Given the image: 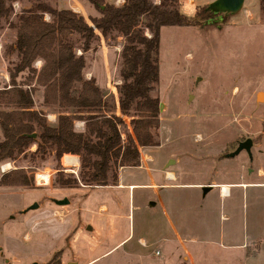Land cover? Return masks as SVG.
<instances>
[{
  "label": "rangeland",
  "instance_id": "obj_1",
  "mask_svg": "<svg viewBox=\"0 0 264 264\" xmlns=\"http://www.w3.org/2000/svg\"><path fill=\"white\" fill-rule=\"evenodd\" d=\"M215 1L179 0V12L194 18V25L160 30L159 82L151 94L162 105L159 146L142 148L139 167L121 170L125 189L118 182L63 187L55 182L57 170L79 182L77 160L33 158L35 146L0 164L10 166L4 174L24 169L32 177L29 187L0 186V264H264V0H244L235 16L206 10ZM38 2L86 21L99 17L87 0L13 3L9 22L0 20V76L16 62L9 51L15 31L8 23ZM197 11H205L204 19L194 17ZM122 43L100 38L84 55L85 78L115 103ZM33 101L42 111L41 89ZM124 122L123 139L131 134L129 118ZM80 124L74 123L76 131ZM246 139L252 142L250 158L245 151L228 158ZM41 172L50 179L37 186L34 174ZM159 172L172 173L173 186L196 187L160 190L158 206L154 190L162 184L128 190ZM202 187L213 189L202 195ZM62 200L68 204H57Z\"/></svg>",
  "mask_w": 264,
  "mask_h": 264
},
{
  "label": "trees",
  "instance_id": "obj_2",
  "mask_svg": "<svg viewBox=\"0 0 264 264\" xmlns=\"http://www.w3.org/2000/svg\"><path fill=\"white\" fill-rule=\"evenodd\" d=\"M17 1L0 0V20L9 22ZM108 1L87 0L99 14L88 21L71 10L38 2L8 23L15 31L9 51L16 62L7 71L8 86L0 87V164L25 156L35 146L31 156L40 160L49 155L57 162L65 155L78 157L79 182L64 178L58 169L55 182L61 186L106 187L117 182L119 169L139 167L140 148L159 146V101L151 94L159 82L160 30L189 27L195 20L179 12V0ZM203 12L194 17L204 19ZM100 38L123 41L116 103L93 78L84 76V55ZM38 89L43 92L41 106L57 113L54 125L35 110L33 94ZM124 118H129L131 134L123 139ZM75 122H82L83 130L76 131ZM32 133L35 140L27 138ZM31 184L24 169L0 176L3 187Z\"/></svg>",
  "mask_w": 264,
  "mask_h": 264
},
{
  "label": "crops",
  "instance_id": "obj_3",
  "mask_svg": "<svg viewBox=\"0 0 264 264\" xmlns=\"http://www.w3.org/2000/svg\"><path fill=\"white\" fill-rule=\"evenodd\" d=\"M37 64V67L35 66V68L36 69H39L40 68V66H41V63L40 62H37L36 63ZM1 78V80H3L4 81V83H6V84H4V85H6V86H8V84H9V76L7 75V73H5V74H2L1 76H0ZM86 79H90V76L88 75L87 77H86ZM3 85V86H4ZM2 86V87H3ZM101 89V88H100ZM42 94H43V92H42ZM41 104V103H40ZM40 107V110H42V111H45V110H48V112H45V114H46V119H47V122L50 124V125H54L55 123H56V120H57V113H56V111L55 110H53V109H51V108H45V107H43V106H39ZM35 110H38L36 107H35ZM81 126H80V131L81 130H83V123L82 124H80ZM142 148H140L139 149V153H140V150H141ZM64 157H66V155L64 156ZM64 157H63V159H64ZM72 158H75L76 160H77V164L79 163V160H78V157L77 156H71ZM137 168V167H136ZM122 169H128V168H121V169H119L118 170V172H117V182H118V184H119V186H120V188L119 189H125L127 186H125V185H123L122 183H120L119 182V175H120V172H121V170ZM8 172V171H7ZM159 177H155L154 179H151L150 181L151 182H149L148 184H146V183H144V184H133V185H128V190L130 191V190H133L134 188H142V189H152V188H154V186H157V184H162V185H160V186H158L157 187V190H154V191H157V206L160 204H162L163 203V201H162V199L158 196V192L161 190V191H164V190H172V189H174V188H177V187H183V188H190V187H196V185L194 184V185H181V186H173V185H171V183L172 182H174V181H176V177L172 174V173H167V177H164V174L163 173H161V172H159ZM116 182V183H117ZM115 183V184H116ZM114 184V185H115ZM111 186H113V184H111ZM156 188V187H155ZM212 187H211V189H210V191L209 192H211L212 191ZM153 190V189H152ZM208 192V193H209ZM207 193V194H208ZM206 194V195H207ZM222 196V195H221ZM223 197H227V196H223ZM156 205V204H155ZM156 206V207H157ZM104 207V206H103ZM100 211H101V209H100Z\"/></svg>",
  "mask_w": 264,
  "mask_h": 264
},
{
  "label": "water",
  "instance_id": "obj_4",
  "mask_svg": "<svg viewBox=\"0 0 264 264\" xmlns=\"http://www.w3.org/2000/svg\"><path fill=\"white\" fill-rule=\"evenodd\" d=\"M244 0H216L212 4L208 5L206 10H208L210 13L214 15H221V16H235L237 13H239L242 9ZM221 20V19H220ZM263 97L262 93H258L256 96L257 100H260ZM162 105L159 104L158 110H161ZM27 138L35 140L36 134L32 133L31 135H28ZM252 146V142L249 139H246L243 142H240L236 148V150L230 154L227 155L228 158L234 157L238 155L241 151H245L247 156L250 158V148ZM211 187H202V195H206L210 191ZM59 205H66L68 204L67 200H62L57 202ZM149 207H155L154 202H150ZM37 206L33 205L29 209H35ZM90 228L88 227V230ZM35 264V263H33Z\"/></svg>",
  "mask_w": 264,
  "mask_h": 264
},
{
  "label": "built area",
  "instance_id": "obj_5",
  "mask_svg": "<svg viewBox=\"0 0 264 264\" xmlns=\"http://www.w3.org/2000/svg\"><path fill=\"white\" fill-rule=\"evenodd\" d=\"M8 169H10L9 164L0 166V172L2 174L7 172ZM34 177H35L34 180H35V183L37 186H44V185L48 184L49 179H50V174L47 172L35 173Z\"/></svg>",
  "mask_w": 264,
  "mask_h": 264
},
{
  "label": "bare ground",
  "instance_id": "obj_6",
  "mask_svg": "<svg viewBox=\"0 0 264 264\" xmlns=\"http://www.w3.org/2000/svg\"><path fill=\"white\" fill-rule=\"evenodd\" d=\"M262 99V98H261ZM224 190H223V187H222V189H221V192H222V196H228L227 195V193H228V191L227 190H225L226 192H223Z\"/></svg>",
  "mask_w": 264,
  "mask_h": 264
}]
</instances>
